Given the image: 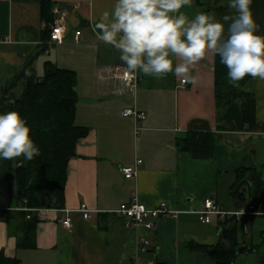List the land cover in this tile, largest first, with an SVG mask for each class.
Listing matches in <instances>:
<instances>
[{
    "label": "crops",
    "instance_id": "0c3cea01",
    "mask_svg": "<svg viewBox=\"0 0 264 264\" xmlns=\"http://www.w3.org/2000/svg\"><path fill=\"white\" fill-rule=\"evenodd\" d=\"M42 1L0 0V95L30 60L38 78L44 76L47 62L75 71L76 123L87 127L88 134L78 141L76 155L69 161L63 208L35 209L24 216L15 175L0 177V206L5 210L0 221V254L20 264H134L144 239L146 251L139 253L144 264H217L214 247L224 241L220 219L204 223L189 211L201 210L207 197H213L225 211L253 201L247 198L246 185L240 190L245 195L238 197L232 195V187L240 168L256 166L263 144L264 80L254 78L250 86L256 98L253 131L231 126L218 129L223 110L216 107V56L211 53L191 70L195 82L184 85L183 77L171 73L163 79L139 73L135 96L114 94V82H100L98 72L124 63L116 49L98 39L94 25L112 10L115 0H53L54 16L64 19L67 31L62 44L45 51ZM181 12L189 18L199 12L215 17L198 0ZM77 31L81 34L75 41ZM22 85L20 81L15 92L19 88L21 92ZM135 105L147 114L137 124L122 115L125 108ZM191 131L216 133L212 158H194L179 149L178 140ZM138 158L142 160L138 175L126 178L121 169L134 167ZM136 197L150 208L165 202L183 212L177 218L158 219L153 229L128 228V220L111 211ZM83 206L91 212L89 219L80 211ZM66 217L71 218V229L63 225ZM31 221L35 223L33 243L21 246ZM245 223L246 219L240 220L241 250L234 264H264V217H253L248 234ZM232 225L229 221L226 227ZM223 244L230 246L229 241Z\"/></svg>",
    "mask_w": 264,
    "mask_h": 264
},
{
    "label": "trees",
    "instance_id": "16d2710c",
    "mask_svg": "<svg viewBox=\"0 0 264 264\" xmlns=\"http://www.w3.org/2000/svg\"><path fill=\"white\" fill-rule=\"evenodd\" d=\"M205 3L209 10L215 12V18L223 21L225 15H232L228 8L229 0H198ZM53 0L41 3L42 18L46 23L44 36L45 51L48 48L49 25L53 22ZM251 9L254 18L260 25L259 34L264 35V0H252ZM227 33V23H225ZM33 60L0 95V112L18 111L31 127V135L40 152L31 160L23 157L12 160H0V177L16 178L17 194L20 207L30 209L63 208L65 205V187L68 179V164L76 155L78 141L87 136L88 128L76 123V112L79 101L75 71L59 68L51 62L46 63L45 74L38 78L34 73ZM227 68L216 56L215 64V102L223 113L220 117L219 130L231 126L237 131H253L256 126V98L250 90L254 78L245 77L238 87L229 84ZM23 81L22 91L15 92V87ZM217 135L212 131H191L186 138L177 142L179 149L188 152L194 158H212L215 153ZM247 186L257 209L264 208V179L262 171L257 168L242 167L237 172V182L232 187V195L238 197L241 188ZM32 212V211H30ZM30 212L20 210L27 216ZM227 216L220 219L223 226V240L230 246L218 243L214 247L217 253V264H234L238 256L239 234L242 230L240 220ZM231 227H226L228 222ZM28 237L20 243L30 246L35 223H28ZM0 264H20L16 259H8L0 254Z\"/></svg>",
    "mask_w": 264,
    "mask_h": 264
},
{
    "label": "clouds",
    "instance_id": "9594fccd",
    "mask_svg": "<svg viewBox=\"0 0 264 264\" xmlns=\"http://www.w3.org/2000/svg\"><path fill=\"white\" fill-rule=\"evenodd\" d=\"M191 5L192 0H115L94 31L120 53L125 76L139 72L163 79L171 73L195 82L191 70L211 53L227 68L233 87L248 76L264 80V35L252 0H229L234 14L225 15L223 23L206 12L189 18L181 9ZM31 131L18 111L0 112V160L39 155Z\"/></svg>",
    "mask_w": 264,
    "mask_h": 264
},
{
    "label": "built area",
    "instance_id": "2783aa9c",
    "mask_svg": "<svg viewBox=\"0 0 264 264\" xmlns=\"http://www.w3.org/2000/svg\"><path fill=\"white\" fill-rule=\"evenodd\" d=\"M67 31L66 22L62 17L55 16L53 22L49 25V39L46 41L48 47L55 44H62L65 40V34ZM80 31L75 34V41L79 40ZM7 42L10 41L9 38L5 39ZM1 43V41H0ZM126 65H116L111 67H103L98 72L99 81H106L111 79L115 84L114 94L125 95L131 94L136 95L137 89L140 83L139 72L135 75L125 76ZM186 80L183 79L182 83L185 85ZM122 115L125 117H131L137 124L139 121L144 120L147 116L146 112L139 109L136 105L132 107L125 108L122 111ZM140 127L135 126V131L138 133ZM142 163L141 159H137L134 167H124L121 169L122 173L126 178H133L138 175V169ZM19 210L33 211L28 207H20ZM83 217L89 219L91 217V212L85 206L80 209ZM112 214L117 215L122 218H126V226L128 228L139 229L140 227H145L147 229H153L155 227L156 221L160 218L174 217L177 218L183 211L175 210L170 208L167 203L162 202L156 207H147L145 204L141 203L136 197L133 201L129 203L122 204L118 209L111 211ZM195 212L199 215V218L204 223H211L214 217L218 219H224L227 216H235L236 218H245L246 223L244 225V231L246 234L249 233V226L253 217H264V208L257 209L254 204H240L236 209L232 211L223 210L213 197H207L204 200L203 208L199 211H189ZM5 210L0 206V221L3 220ZM30 217V216H28ZM63 225L66 229L72 228L71 218L66 217L63 220ZM262 235L264 237V228L262 230ZM143 244L146 246L148 241L142 239ZM145 246H140L137 253L133 257L134 264H144L140 261L139 253L141 251H146Z\"/></svg>",
    "mask_w": 264,
    "mask_h": 264
},
{
    "label": "rangeland",
    "instance_id": "374dc122",
    "mask_svg": "<svg viewBox=\"0 0 264 264\" xmlns=\"http://www.w3.org/2000/svg\"><path fill=\"white\" fill-rule=\"evenodd\" d=\"M17 92L18 93L20 92V88L17 89ZM256 159H257V162L255 163L256 164L255 167H257L259 171H262V178L264 179V140H263L262 146H260V150L257 154ZM247 198L248 200H250L251 198L250 195L247 194Z\"/></svg>",
    "mask_w": 264,
    "mask_h": 264
},
{
    "label": "water",
    "instance_id": "95a60500",
    "mask_svg": "<svg viewBox=\"0 0 264 264\" xmlns=\"http://www.w3.org/2000/svg\"><path fill=\"white\" fill-rule=\"evenodd\" d=\"M241 248H239L238 252H240Z\"/></svg>",
    "mask_w": 264,
    "mask_h": 264
}]
</instances>
